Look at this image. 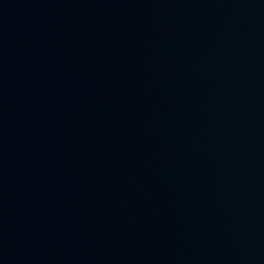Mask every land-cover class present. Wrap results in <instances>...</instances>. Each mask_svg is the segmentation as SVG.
I'll return each instance as SVG.
<instances>
[{"label":"water","instance_id":"1","mask_svg":"<svg viewBox=\"0 0 264 264\" xmlns=\"http://www.w3.org/2000/svg\"><path fill=\"white\" fill-rule=\"evenodd\" d=\"M0 264H264V0H21Z\"/></svg>","mask_w":264,"mask_h":264}]
</instances>
